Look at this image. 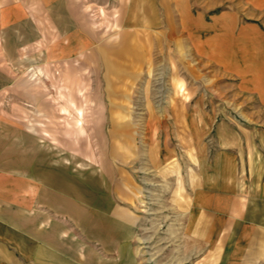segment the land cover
<instances>
[{
	"label": "rangeland",
	"instance_id": "1",
	"mask_svg": "<svg viewBox=\"0 0 264 264\" xmlns=\"http://www.w3.org/2000/svg\"><path fill=\"white\" fill-rule=\"evenodd\" d=\"M128 1L0 0V131L8 152V236L0 246L8 247L7 264L21 257L14 252L19 229L31 234L38 224L28 210L32 163L72 213L87 202L83 226L94 227L96 206L105 217L114 201L128 207L130 198L141 217L136 264H264V100L245 82L264 48L250 40L264 37V3L212 0L209 58L186 40L189 29L125 23ZM22 155L21 173L15 160ZM75 177L86 181L83 196L67 188L81 186ZM197 208L210 210L199 241L189 235ZM58 223L80 232L64 210L48 228ZM44 234L40 240L53 238ZM37 254L21 258L32 264L43 259Z\"/></svg>",
	"mask_w": 264,
	"mask_h": 264
},
{
	"label": "crops",
	"instance_id": "2",
	"mask_svg": "<svg viewBox=\"0 0 264 264\" xmlns=\"http://www.w3.org/2000/svg\"><path fill=\"white\" fill-rule=\"evenodd\" d=\"M51 2L54 3V6L57 4V0H49V3ZM128 2V17L130 19L129 21H127V19L125 23H136L143 27L161 26L165 28L178 27L189 29L194 34L187 37L186 40L193 45H202L201 47L204 51L207 49V56L209 58L214 55L215 37L210 36V30H214V26L210 25L209 23L211 22L205 17V12L212 6V0H204L203 2L205 3L203 7L198 9L193 7V4L196 3L203 4V2L200 3L198 0H129ZM261 2L264 3V0H256L257 5H260L259 3ZM58 5H61V0H58ZM63 17L66 19L67 15H63ZM66 20H68V18ZM66 20L64 23L68 22ZM248 40L249 39H246L247 42ZM250 40H255V42L257 40L264 41V37L251 38ZM196 49L199 50L200 46H196ZM7 57L11 58V56ZM253 62V64L252 62L248 64L250 69L245 79L248 87L247 90L249 93H256L264 100V48L260 54H256ZM47 63L49 65V61ZM32 87H30L31 89L28 93L30 96L33 95V99H36V97H38L37 91ZM71 92L72 90L70 89L68 94L65 93L68 96V99H66L69 100V104H74V108L79 109V117L76 124L82 125L81 120L83 119L84 111L82 110V105L78 106L76 104V100L73 99L72 94H70ZM78 92H80L81 95L77 94L75 97L82 99L84 95L81 93L82 89H78L77 93ZM62 95L64 96V94ZM62 108L67 111L66 107ZM80 129H84V126H80ZM5 133L6 132L0 131V238L2 239L3 236L6 241L5 243H7V224L5 222V225H2L4 221H6L8 208V152L6 143L7 135ZM24 162L23 155L21 158H16L15 160V166L19 171L21 168V173L24 170ZM32 165L31 182L27 184V188H31L30 193L32 196L31 206L28 210L31 213L32 219L38 221V224L33 227L31 234L23 228L24 226L19 229L21 233L18 231L16 235V244L18 246L14 252L17 254L19 253L21 257L25 258H32L37 253L39 257H43V259H39L37 262L33 261L32 264H88V251L92 253L91 260L94 259L91 261V264H136L137 250L133 242L137 235V227L141 221V217L133 210L130 198L126 201L129 203L128 207L121 206L119 202L114 201L113 204H111V211H109L110 209L107 210L109 212L106 213L107 215H105V217L103 216L105 212L103 207H101V203L96 202L101 206H96L97 209L99 207V211L97 212L98 214L96 213L94 227L83 226L85 225L83 222V214L88 212L86 206L87 202H85V206H77L78 215L72 213V209L66 208L64 202H57L56 199L59 196H56L57 194L53 191V184L51 186V181L48 176L42 175L39 163H37V167L34 163H32ZM75 178L79 180L81 186L74 187V190L69 186H67V188H69L71 192H74L75 195L83 196L86 189H84L82 185L83 182L85 183L86 181L84 179L81 180L79 177ZM60 181V178H55L54 176L53 182L59 184ZM40 183L42 185H40ZM20 184V189H22L20 192H22L23 179ZM95 184H97V182ZM62 185L66 187L63 183ZM21 199H23V197H21ZM41 204H45V207L41 206ZM46 204L48 205L47 207ZM49 207L52 209V212ZM47 208L50 211H47ZM61 210H64V214H66L68 220L80 222L81 229L79 233H74L69 226H63L60 223L55 224V226L53 225L50 229L48 228L49 222L52 220V215ZM209 212L210 210H206V212L204 211L202 214H199V209L197 208L195 210L196 215L191 217L192 222L189 228V235L192 237V240L197 237L196 239L199 241V236H201V234L205 235L208 227L206 224L202 226L200 220L205 214L209 216ZM203 219H205V217ZM40 220L44 226L42 230L40 229ZM105 221L110 222L105 223ZM48 231H51V236L53 238L40 240L42 239L41 232L44 236V233ZM35 241H37V243ZM40 241L43 242L40 243ZM29 243L31 244L30 248ZM0 251L4 253V259L0 260V263L3 261L5 262L4 264H7L8 247L0 246ZM104 256L110 259H105ZM20 258L18 259V264H25L27 259Z\"/></svg>",
	"mask_w": 264,
	"mask_h": 264
}]
</instances>
